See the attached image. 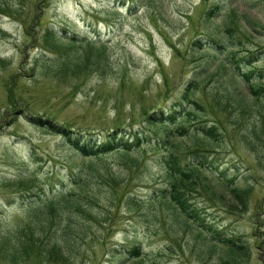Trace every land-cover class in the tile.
Here are the masks:
<instances>
[{
	"label": "rangeland",
	"instance_id": "obj_1",
	"mask_svg": "<svg viewBox=\"0 0 264 264\" xmlns=\"http://www.w3.org/2000/svg\"><path fill=\"white\" fill-rule=\"evenodd\" d=\"M216 3L225 11L233 5L264 23L262 0H0V249L37 203L73 189L93 197L83 198L86 208L76 214L88 228L73 264L218 263L216 254L201 257L200 230L207 240L218 239L217 230L221 238L247 245L246 259L231 264H264V101L257 102L243 83L238 94L249 108L238 110L222 97L228 81L214 74L219 60L191 48L195 38L212 32L220 37L218 30L222 34V15L208 20L205 14ZM54 31L77 41L99 38L108 46L109 65L92 52L76 62L74 45L62 38L56 43ZM263 33H240L241 47L235 52L248 56L246 50L264 47ZM257 55L254 63L264 70V51ZM205 62L208 74L189 97L208 107L203 113L218 136L201 139L199 157L188 152L192 141L184 136L166 143L165 129L152 126L147 116L181 102L191 75ZM239 65L243 71L248 64ZM181 104L184 114L189 105ZM115 129L131 144L136 136L143 140L130 153L139 157L136 163L106 156L104 176L91 172L89 186L75 187L77 165L87 159L74 152L68 137L78 136V145L90 138L97 144ZM176 144L182 161L205 160L204 172L211 179L207 192L192 198L197 219L173 217L161 195L169 185L162 156ZM225 178L247 189L244 206L227 195L218 197ZM136 245L142 247L143 261L122 252ZM13 260L0 258V264H60L50 257L40 262L38 255Z\"/></svg>",
	"mask_w": 264,
	"mask_h": 264
},
{
	"label": "trees",
	"instance_id": "obj_2",
	"mask_svg": "<svg viewBox=\"0 0 264 264\" xmlns=\"http://www.w3.org/2000/svg\"><path fill=\"white\" fill-rule=\"evenodd\" d=\"M262 2L264 3V0ZM224 8L223 4L216 3L205 13L208 20L219 14L222 15L220 18L222 34L218 30L220 37L214 36L213 32L207 33L202 38H195L191 42L193 45L191 48L193 52L197 51L196 53H199L202 51L206 54L210 53L213 60H219L220 63L215 65L216 73L214 74L217 75L220 82L222 79L228 81L223 84L222 97H229L232 100L231 104L233 106H237L238 110L245 111L249 107L244 105V97L238 94L240 92L239 87L243 83L246 85L249 94L257 102L264 101V70L254 63L258 59L257 53L264 51V47L258 46L255 52L249 49L246 50V53L250 57L249 55H239L235 52V49L241 47V42L238 39L240 33L250 35L252 32L258 31L262 34L264 32V23L251 18L249 14H245L246 12L238 13L237 8L233 5L229 6L228 10H226L227 12ZM230 19L232 21L229 23ZM240 22L242 24L238 27L237 23L240 24ZM237 27L238 34L235 33ZM54 35L56 43L57 39L62 38V40H65L66 45H74L73 60L76 62L83 60L84 54L92 52V56L101 60L103 64L109 65L110 54L108 46L105 42L100 41L99 38H86L77 41L74 37H61L55 31ZM77 42L81 48L79 52H77ZM82 46H84L83 49ZM240 62L248 64L243 71H240ZM196 69L181 96V102L178 100V102L173 104V109L171 108L166 113L162 110L152 112L148 114L147 119H149L148 123L152 126H162L165 129L167 136L166 143L172 144L178 141L175 139L177 135L180 137L184 136L185 139L187 138L189 141H192L187 146L188 152L191 155L200 157L203 156V151H199L200 149H197V146L201 144V139L217 140L216 135L218 136V133L215 130L216 125L213 123L208 125L209 120L205 118L206 113H203L207 111L208 107L204 109L203 103L196 98L189 97L199 88V84L202 81L201 77L203 75L207 76L209 70L208 63H199ZM222 97L219 98L222 99ZM183 101L189 105L186 107L187 110L184 114L181 113L183 109H178V105L183 103ZM219 104L223 106L225 103L222 100ZM202 113L203 115H200ZM179 115L181 116L179 117ZM199 117L200 119H198ZM173 123H176V126L171 128V124ZM117 129L110 131L106 139L97 142V144L90 138L83 144L78 145L80 141L78 136L74 139L68 137V140L74 143V152L82 158L87 159L86 162L82 161L81 164L77 165L78 172L75 174V180L72 181L76 182L75 187L78 186L79 189H83L89 186V174L91 172L104 176L107 167L102 163V160L106 156L113 154L121 155L124 161L136 163L139 157H132L130 153L134 149L141 148L144 143L143 140L136 136L134 138L135 142L131 144L129 139H127L128 137H124L123 134H116ZM78 134L81 135V133ZM67 136L69 135L67 134ZM184 137L182 140H184ZM156 144H158V141ZM177 147H179L177 144L173 145L172 148L175 149H171L167 154L162 156L161 161L166 168L169 185L167 188L161 190V195L163 199L167 200L168 206L171 207L173 217L181 215L186 220L188 218L197 219L198 212L193 207L192 198L200 190L207 192L206 188H210L211 179L204 172L205 160L182 161L181 155L176 151ZM85 172V181L77 183V180ZM69 174L73 175L72 171ZM109 176L115 183L116 178H112L114 176L113 173L109 172ZM60 184L63 185L61 181ZM222 187L223 191L218 195L220 199H224L227 195L229 196L228 200L232 201L235 205L244 206L246 188L234 184L233 179L230 178H225ZM36 198H40V196L37 195ZM83 198L93 199L92 196L81 195L80 190L61 189L58 193L52 194L43 205L40 202L39 204L37 203L29 213V220L9 234L8 241H5L0 249V258L8 262L14 261L13 259L29 261L37 258L38 255L40 262H46L50 257L57 260L60 264H73L72 257L77 253L82 240L87 235L88 224L76 215L79 211H83L86 208ZM33 200L31 198V201ZM130 201L134 202L133 199H130ZM33 202L35 204V201ZM215 232L218 235V239L212 238L216 242L212 239L207 240V237L202 235V231H198L200 239H202L201 257H213L216 254V257H214L219 262L214 261L211 264H231L236 262V260L242 261L246 259L245 252L247 245L244 242L238 241L237 238H221L220 233L217 230ZM122 252H126L125 254L130 257L138 256L136 258L141 260L143 258V251L140 245L133 246L131 251L127 249ZM149 264L158 263L152 261Z\"/></svg>",
	"mask_w": 264,
	"mask_h": 264
}]
</instances>
